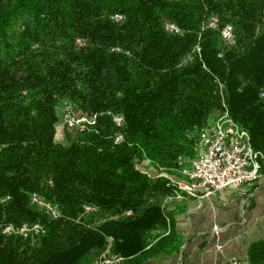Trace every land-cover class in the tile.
<instances>
[{"label":"trees","instance_id":"1","mask_svg":"<svg viewBox=\"0 0 264 264\" xmlns=\"http://www.w3.org/2000/svg\"><path fill=\"white\" fill-rule=\"evenodd\" d=\"M263 87L264 0H0V264H91L107 245L143 264L171 240L178 156L222 102L264 155ZM66 104L94 123L56 139ZM242 264H264V238Z\"/></svg>","mask_w":264,"mask_h":264},{"label":"built area","instance_id":"2","mask_svg":"<svg viewBox=\"0 0 264 264\" xmlns=\"http://www.w3.org/2000/svg\"><path fill=\"white\" fill-rule=\"evenodd\" d=\"M208 25L217 28L218 19L212 17ZM164 27L169 31H179L173 22H166ZM220 34L223 40L232 41V25L229 23L222 25ZM260 95H264V87L261 88ZM222 105L223 110L207 127L200 130L199 143L194 146V153L187 157L178 156L183 178H173L174 188L166 198L167 201L171 198L181 199L184 195L197 196L201 191L210 193L226 187L237 188L261 176V159L264 161V155L252 147L248 132L232 119L224 102ZM62 120L65 127L79 130H87L94 123L93 116L76 113L69 104L63 107ZM112 122L116 126L119 125L120 117L113 115ZM30 201L45 213L55 216L57 212L55 203L44 201L35 194H32ZM83 209L90 211L93 207L84 205ZM42 230L38 222L22 223L18 226L8 223L2 227L1 232L27 237ZM169 231L170 223L167 220L164 234H168ZM121 260V256L111 253L107 245L91 264H118ZM224 264H239V261L232 257Z\"/></svg>","mask_w":264,"mask_h":264},{"label":"crops","instance_id":"3","mask_svg":"<svg viewBox=\"0 0 264 264\" xmlns=\"http://www.w3.org/2000/svg\"><path fill=\"white\" fill-rule=\"evenodd\" d=\"M146 170L155 173L152 166ZM166 205L172 215L171 240L143 264H224L232 257L242 264L248 244L264 238V173L237 188L171 198Z\"/></svg>","mask_w":264,"mask_h":264},{"label":"rangeland","instance_id":"4","mask_svg":"<svg viewBox=\"0 0 264 264\" xmlns=\"http://www.w3.org/2000/svg\"><path fill=\"white\" fill-rule=\"evenodd\" d=\"M220 112H218V113H216L214 116H212L211 118H210V120L203 126V127H207V125L208 124H210L214 119H215V117L219 114ZM67 131H70V128L69 127H65L64 126V124H63V120H62V111L60 112V114H59V119H58V123H57V125H56V127H55V138L56 139H60V137L62 136V134H64V133H66ZM198 143H199V136H195V137H193L192 138V143H191V148H189L188 150H190V151H188V152H186V154L185 155H181V156H184V157H187V156H190V155H192L193 153H194V146L195 145H198ZM152 166V163L147 159V158H144L143 159V161L141 162V164L139 165V167L143 170V171H145V172H147V166ZM153 167V166H152ZM154 168V167H153ZM264 168V167H263ZM155 169V168H154ZM157 171H156V169H155V173H156ZM172 173H176V175L177 176H179L180 178H182V176H181V172H180V166L178 165V167L177 168H175V169H173L172 171H171ZM147 173H149V174H152V173H150V172H147ZM154 173V174H155ZM261 174H263L262 173V171H261ZM175 179V178H174ZM240 264V263H239Z\"/></svg>","mask_w":264,"mask_h":264}]
</instances>
